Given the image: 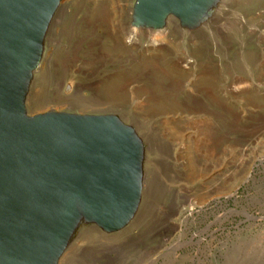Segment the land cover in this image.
Segmentation results:
<instances>
[{
    "label": "rangeland",
    "instance_id": "rangeland-1",
    "mask_svg": "<svg viewBox=\"0 0 264 264\" xmlns=\"http://www.w3.org/2000/svg\"><path fill=\"white\" fill-rule=\"evenodd\" d=\"M131 2L64 0L29 98L117 113L150 145L138 216L59 264H264V0H227L196 35L131 31Z\"/></svg>",
    "mask_w": 264,
    "mask_h": 264
},
{
    "label": "water",
    "instance_id": "water-1",
    "mask_svg": "<svg viewBox=\"0 0 264 264\" xmlns=\"http://www.w3.org/2000/svg\"><path fill=\"white\" fill-rule=\"evenodd\" d=\"M63 1L0 0V264H59L90 229L124 230L143 202L150 145L134 124L117 113L29 109ZM226 5L132 0L128 28L159 34L173 22L196 35Z\"/></svg>",
    "mask_w": 264,
    "mask_h": 264
},
{
    "label": "bare ground",
    "instance_id": "bare-ground-1",
    "mask_svg": "<svg viewBox=\"0 0 264 264\" xmlns=\"http://www.w3.org/2000/svg\"><path fill=\"white\" fill-rule=\"evenodd\" d=\"M134 32V31H133ZM157 43H158V41H157ZM156 44V43H155ZM155 46V45H154ZM187 64V63H186ZM188 65H190V64H188ZM187 66V65H186ZM242 84V83H241ZM241 88L242 86H240V82L239 83H235L234 84V86H232V88Z\"/></svg>",
    "mask_w": 264,
    "mask_h": 264
}]
</instances>
